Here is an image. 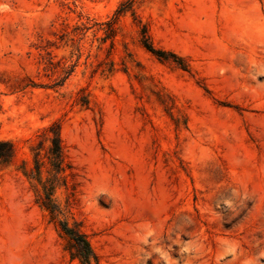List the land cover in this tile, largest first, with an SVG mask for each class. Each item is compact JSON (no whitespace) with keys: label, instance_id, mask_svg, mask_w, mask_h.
I'll list each match as a JSON object with an SVG mask.
<instances>
[{"label":"rangeland","instance_id":"rangeland-1","mask_svg":"<svg viewBox=\"0 0 264 264\" xmlns=\"http://www.w3.org/2000/svg\"><path fill=\"white\" fill-rule=\"evenodd\" d=\"M0 139V264H264V0H0Z\"/></svg>","mask_w":264,"mask_h":264},{"label":"trees","instance_id":"trees-1","mask_svg":"<svg viewBox=\"0 0 264 264\" xmlns=\"http://www.w3.org/2000/svg\"><path fill=\"white\" fill-rule=\"evenodd\" d=\"M47 130L51 132V135L47 134V138L50 140L51 144L47 147L46 150V157L50 164V168L47 169V172L51 174V177L42 182V191L44 196L42 195L41 200L46 208L50 211V213L54 215L56 211V205L51 195L54 189L53 181L56 177L55 173L57 174L64 170L63 150L58 126L56 124L49 125L44 129V131ZM35 149V171L38 181L41 182V167L44 166L45 162L44 159H42V157L40 156V145ZM14 154V143L10 140L0 139V164L10 162ZM61 231L68 238L70 247H73L75 249V251L70 252L72 256H77L82 264H98L97 256L95 255L89 240L86 238L85 234L76 227V225L70 226L67 221H63L61 223Z\"/></svg>","mask_w":264,"mask_h":264}]
</instances>
